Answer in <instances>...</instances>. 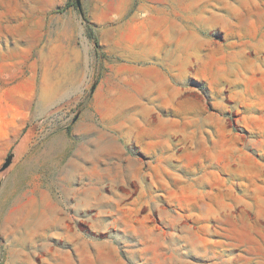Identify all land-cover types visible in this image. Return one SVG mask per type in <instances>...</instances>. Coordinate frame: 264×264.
Wrapping results in <instances>:
<instances>
[{"label":"rangeland","instance_id":"1","mask_svg":"<svg viewBox=\"0 0 264 264\" xmlns=\"http://www.w3.org/2000/svg\"><path fill=\"white\" fill-rule=\"evenodd\" d=\"M96 4L0 0L3 84L25 90L31 75L39 94L48 86L56 96L52 75L64 64L40 53L68 38L87 69L84 86L31 118L10 150L0 144V264H50L67 248L85 264H264V185L240 175L241 183L193 187L196 167L180 158L206 130L261 151L264 0H135L150 12L121 17ZM138 33L143 46L120 44ZM14 47L22 67L12 82L18 64L5 58ZM127 66L159 75L116 74ZM128 83L142 93L120 94Z\"/></svg>","mask_w":264,"mask_h":264},{"label":"crops","instance_id":"2","mask_svg":"<svg viewBox=\"0 0 264 264\" xmlns=\"http://www.w3.org/2000/svg\"><path fill=\"white\" fill-rule=\"evenodd\" d=\"M97 9L100 4L104 7V13L107 15H117L124 16L130 14L135 7V0H96ZM100 2V4H99ZM92 7V8H93ZM93 8V9H96ZM134 11V15H145L150 12L147 6L140 4ZM95 13V12H93ZM137 19H131L130 22L136 24ZM96 23H99L98 18L94 20ZM135 32L139 30L138 26L134 27ZM128 29V28H127ZM130 29V28H129ZM129 29L127 31H129ZM125 29L118 34L119 39H124ZM132 41L125 43L120 41V44H124L128 47L143 46L146 43V40L140 37V33L137 35H132ZM74 41L71 38L63 40V42L58 45L55 49L54 46H51L47 49L46 53H40V60L46 58V63H55L59 60H62L63 67L62 70H56L55 74L52 75L53 81L51 88L53 89L56 96L51 98L48 96L50 90L45 93L44 87L42 93L39 94L35 81L30 77L26 78L24 83L27 85V88L24 90L23 86L20 84L15 85H6L7 82L0 81V144L4 152L10 150L17 142H19L22 132L30 119H35L41 114L46 112L52 104L50 102L55 101L63 95L64 93L71 92L72 90H77L81 86H84L86 83L87 69L83 67V56L79 49L73 44ZM119 43V42H118ZM16 47V46H15ZM14 49L9 50V54L5 58V62L14 63L15 67L19 71L11 72L12 82L16 81L18 74H21V64H22V55L21 50ZM35 45H30V50L34 49ZM141 53H138V57L135 58L137 62L143 60ZM51 57L52 60H51ZM0 61L3 62V58ZM86 63V62H85ZM50 66H47V72L49 73ZM68 74H58L59 72ZM115 74V72H114ZM116 74H126L129 78L133 79H143L150 78L151 76H157L159 74H144V71L138 66H127L123 68V72H116ZM2 76V74H0ZM142 87L138 84L134 85H121L118 87V92L120 94H141ZM160 91V90H158ZM150 93V90H149ZM131 101H138V99H131ZM94 109L97 108V103L94 102ZM132 109V108H131ZM130 108H122L119 111H129ZM143 117H149L151 111H155L149 105L142 106ZM119 115V114H118ZM133 118V117H132ZM186 126H194V122L191 119L183 121ZM208 125L213 126V121L206 122ZM179 124V122L177 123ZM118 125V124H117ZM116 125V126H117ZM76 126V125H75ZM124 126V124H121ZM146 135L151 134V124L150 122L144 125ZM75 130V129H73ZM100 139L99 137H95ZM230 135H225L220 132L216 136L214 131L206 130L205 135L200 136L201 147L197 150L194 147L190 149H184L181 152L180 158L188 162L184 163L186 167H190L192 171L196 169V176L193 179V187L195 184L202 185L201 188H209L214 184L226 185L228 183L237 184L241 183L238 179V176L245 175L248 177V180H243L242 183L247 181L254 183L255 185H264V141L256 140L258 144V149L260 152L253 153L248 149H242L241 147L237 150L234 143H231ZM64 140V136L61 137ZM66 144V143H65ZM27 146L26 142L20 144V150L25 149ZM71 144H69V148ZM205 148V149H204ZM248 148V147H246ZM68 147L64 146L61 152H68ZM77 151L82 152V148H77ZM256 191V190H255ZM256 198L261 199L259 193L255 194ZM77 249H63L60 252L54 253L53 257L48 262L50 264H85L83 258L78 252Z\"/></svg>","mask_w":264,"mask_h":264},{"label":"water","instance_id":"3","mask_svg":"<svg viewBox=\"0 0 264 264\" xmlns=\"http://www.w3.org/2000/svg\"><path fill=\"white\" fill-rule=\"evenodd\" d=\"M78 5H79V4H78ZM94 88H95V86L93 87L92 92H93Z\"/></svg>","mask_w":264,"mask_h":264},{"label":"trees","instance_id":"4","mask_svg":"<svg viewBox=\"0 0 264 264\" xmlns=\"http://www.w3.org/2000/svg\"><path fill=\"white\" fill-rule=\"evenodd\" d=\"M90 38H92V36L90 35Z\"/></svg>","mask_w":264,"mask_h":264}]
</instances>
